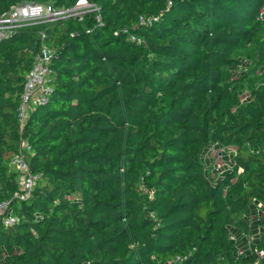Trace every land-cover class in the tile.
Returning <instances> with one entry per match:
<instances>
[{
	"label": "trees",
	"instance_id": "obj_1",
	"mask_svg": "<svg viewBox=\"0 0 264 264\" xmlns=\"http://www.w3.org/2000/svg\"><path fill=\"white\" fill-rule=\"evenodd\" d=\"M78 1L0 0V15ZM88 1L43 36L0 38V201L16 215L0 264H264V81L244 57L252 43L264 74V0ZM42 45L50 92L21 125ZM23 139L26 199L9 166ZM210 142L230 167L208 166ZM234 229L261 234L240 254Z\"/></svg>",
	"mask_w": 264,
	"mask_h": 264
},
{
	"label": "built area",
	"instance_id": "obj_2",
	"mask_svg": "<svg viewBox=\"0 0 264 264\" xmlns=\"http://www.w3.org/2000/svg\"><path fill=\"white\" fill-rule=\"evenodd\" d=\"M78 4L89 5L92 3L88 0H79L77 4L71 8L56 7L51 3L41 2H25L13 5L10 10L0 15V38L8 36L13 31L23 28L27 24L37 22L38 20L53 21L62 16L75 14L80 19L84 17V13L73 12ZM259 18L264 19V6L260 11ZM44 33L42 32V36ZM51 59L52 51L45 45L35 54L31 68L27 73L24 84L21 102L18 108V117L21 125H23L28 114L39 102L45 101L50 92L51 81ZM32 152L30 143L23 139L20 148L11 156V163L18 171V189L15 196L26 199L31 195L35 186L38 175L35 174L29 164V156ZM221 153V152H220ZM230 167V166H228ZM259 207L264 210V203H259ZM8 208L7 201H0V223L10 225L16 220V215L4 212ZM259 254H264V249L259 250ZM257 264V263H253Z\"/></svg>",
	"mask_w": 264,
	"mask_h": 264
},
{
	"label": "rangeland",
	"instance_id": "obj_3",
	"mask_svg": "<svg viewBox=\"0 0 264 264\" xmlns=\"http://www.w3.org/2000/svg\"><path fill=\"white\" fill-rule=\"evenodd\" d=\"M92 7L89 5H83V4H78L73 10V12L75 13H86L88 11H91ZM51 21H47V20H38L37 22L31 23V24H27L24 27L26 28H30L31 31H34L35 33H42L44 28L50 23ZM245 58L250 60V64L249 66L246 68V72H247V78L248 80H253L255 82V84H260L262 83L264 74L262 72V68L260 67L259 63L257 62L256 59V51L254 48V45L252 43H248L247 47H246V52H245ZM249 87L246 88L245 91H248ZM244 95H242L241 99H243ZM210 144V149L204 154L205 158H206V163L208 164V166H210L212 169H219V171L223 170L226 166H229V162H230V153L228 151L224 152V155H221L220 153H217L215 151V149L212 148L211 144L212 142L209 143ZM205 161V160H204ZM9 166L11 169L16 170L15 166L11 163V161H9ZM211 168L209 169V171H211ZM244 234L240 229H234L233 230V236L236 238L237 243L239 248L241 249L243 247V240L242 238L244 237ZM261 234V233H260ZM258 234V235H260ZM262 235H264V232L262 233ZM248 241V240H247Z\"/></svg>",
	"mask_w": 264,
	"mask_h": 264
},
{
	"label": "crops",
	"instance_id": "obj_4",
	"mask_svg": "<svg viewBox=\"0 0 264 264\" xmlns=\"http://www.w3.org/2000/svg\"><path fill=\"white\" fill-rule=\"evenodd\" d=\"M258 234H260V230H255L254 233H245L244 237L242 238L243 240V247L241 249H239V253L242 254L246 249L249 248V243L250 240L254 237L257 236ZM248 240V241H247Z\"/></svg>",
	"mask_w": 264,
	"mask_h": 264
}]
</instances>
